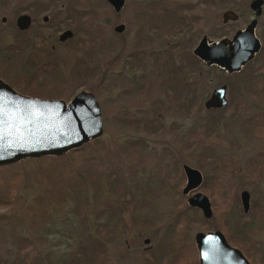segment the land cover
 Instances as JSON below:
<instances>
[{
  "label": "rangeland",
  "instance_id": "374dc122",
  "mask_svg": "<svg viewBox=\"0 0 264 264\" xmlns=\"http://www.w3.org/2000/svg\"><path fill=\"white\" fill-rule=\"evenodd\" d=\"M30 1L33 0H0V56L14 53L12 49L15 45L11 46L9 35L14 30L15 16ZM150 1L125 0L122 9L116 13L107 0L98 2L71 0V8L75 11L71 13L73 14L71 30L75 32V37L68 43V46L71 45V53L74 56L71 55L73 58L71 63L64 60L65 64L58 67V70L40 73L35 66L32 70L28 69L21 63V59L17 58L13 61L15 71H10L9 76L6 75L7 78H10L12 82L14 76H18L29 85L36 82L39 91L48 92L37 98L60 99L68 102L80 91L85 90L94 94L102 112L103 133L100 138L103 144L115 147L139 140L143 147L137 149V159L134 163L122 167L124 178L117 180L119 187L110 190L103 183L102 191L91 187L86 192L82 191L84 196L75 201L82 203L81 207L84 208L87 219L76 215L71 210L73 205L70 209L68 203L58 204L59 198L54 195L55 201L51 202L49 199L46 205H40L42 212L40 214L36 212L34 226L29 225L25 221L24 207L30 204L34 208L38 207L34 204L35 195L44 193V189L54 194V189L57 187L45 176L41 181L32 178L31 181L23 183L19 190L22 200L20 206L16 207L17 210L11 213L6 211L5 207H0V251L3 257H8L7 249L14 250L12 234L30 238L39 236L42 239L37 246L41 255H49L54 262L64 264L61 260L71 255L81 242H86L81 236L82 229L86 228L85 232H90L91 228L97 224L104 226L105 232L111 233L110 239L105 242L106 250L102 264H179L175 259L180 247L190 243L196 251L198 250L194 241L196 232L205 233L211 230L222 232L218 227L224 226L229 233H236L234 220L228 222L227 219H231V211L233 207H236L237 202L242 213V222L255 221L254 217H259L264 212L262 202L264 171L261 172L259 179H255L253 173L257 156L263 155L261 161H264V133L257 128L258 119H255L259 117V113L264 114V91L262 90L264 86L260 87L258 83L253 82V80L264 82L262 81L264 78V72L262 73L264 71V4L255 28L257 37L263 42L262 51L248 70L251 75L246 84L247 88L245 86L244 89L238 90L239 86L238 89H227L228 108L222 110L220 114L213 112L210 114L211 109H206L204 102L212 90L228 78L225 72L223 73L215 66L200 64L198 67H187L188 71H193L188 75V79L198 80L195 91L196 100L192 103L191 110L187 109V98L182 91L174 94L172 90L171 95L175 96L172 97L170 104L167 103L169 95L165 86L171 82L177 85L179 79L174 77L177 71H173L174 76L166 72L163 74V87L158 84L159 80L151 74L152 72L130 71L125 67L124 61L135 49L136 40H141L143 43L149 42V46L148 44L144 46L146 52H149L151 48L157 50L165 46L163 36L159 33V25L153 23L150 16H142L144 5ZM176 1L186 5L182 8L186 12L183 13V22L180 27L184 28L190 37L191 50L204 35L212 41H218L223 37L230 38L235 31L244 29L254 17L249 7L250 0H231L233 2L231 9L238 13L239 18L226 23L222 21V13L227 9L222 8L219 0L216 5L204 3L202 0ZM58 2L65 3L66 0ZM2 17H6V21L2 22ZM117 22L125 25L119 35L123 36V39H119L113 30ZM179 22L181 23L180 20ZM185 25H188V28ZM106 42L111 43L112 50L109 53L112 54L105 53ZM117 42L124 44L123 51L119 50ZM62 51L67 54L68 49ZM116 53H119L117 59ZM105 64L113 71H104ZM172 68L174 70L178 67ZM12 69L14 70V67ZM246 69L244 71H247ZM6 73V71H0V76ZM253 74L257 75L253 76ZM239 105L246 116V121L239 114H235ZM211 116L217 117L218 125L222 122L221 127H218L221 142L206 147L195 140L196 143L194 141L190 147L194 134L203 128L204 121H208ZM149 119L155 120V130H151L142 122ZM137 120L140 122L137 127H134L132 122L135 123ZM183 164L197 168L202 173V183L196 190L208 196L213 212L210 218L203 217L199 209L186 208L188 195L182 194L186 183ZM229 174L232 177L231 183L229 179L221 180ZM120 186L126 189L119 191ZM244 189L250 194V206L247 212L243 211L240 201V193ZM136 196H143L148 200L150 197L155 198V211L165 209V211L170 210L171 213L188 212L187 217H183L186 223L194 218V226L191 229L185 226L184 232L178 236L174 234L169 237L168 240L174 246L169 248L170 254L166 255V253L163 256L158 251V243L162 242L163 238L160 233H164L161 228L164 226L163 223L169 220L159 217L155 226L151 225L141 233L132 230V225L127 227V224H122V212L139 210L141 202L135 201L134 205L128 203ZM177 197L180 199L178 204ZM72 199L68 198L70 204L73 203ZM111 203L114 208L111 207ZM46 210H48L47 213ZM97 211H102L99 221L96 220ZM254 225L256 239L264 241V220L255 222ZM122 227L124 230L121 233ZM94 231L92 229V232ZM176 236L178 239L175 238ZM145 238H150L149 244L144 243ZM126 244L130 246V249L126 247ZM146 247H152L149 254L147 251L144 252ZM196 254L198 260V251ZM180 264L189 263L180 262Z\"/></svg>",
  "mask_w": 264,
  "mask_h": 264
},
{
  "label": "trees",
  "instance_id": "16d2710c",
  "mask_svg": "<svg viewBox=\"0 0 264 264\" xmlns=\"http://www.w3.org/2000/svg\"><path fill=\"white\" fill-rule=\"evenodd\" d=\"M81 1L88 2V0ZM98 1L99 0H96V2ZM219 3L221 4V6H223L222 8L231 9V5L233 2L231 0H219ZM185 26L188 28V25ZM187 37L188 38L186 39L185 46L186 52H184L180 56H177V61L175 60L176 58L174 56L171 57V68L173 66L184 68L191 66H200L201 61L192 53L190 37L188 35ZM15 50V48L12 49L13 52ZM39 72L41 73L45 71ZM191 72L193 71H177L175 75L174 72L171 71L170 75H175L174 77H177L179 80L177 81V85H175L174 82H171L166 88L168 94H173L172 90H174L175 92V88H178L179 91L181 90L182 92H184L188 102V110L192 109V103L196 100L195 91L197 90L198 84V81H192L188 79V75ZM263 72L264 71H262V73ZM183 73L186 74V77H184ZM256 75L257 74H253V76ZM225 76L228 78H225L223 82L226 84L228 90H233V88L238 89L239 86L240 89L238 90H241L242 88L244 89L248 82L244 70L233 72L232 74L225 73ZM262 81H264V78L262 79ZM253 82L258 83L257 85H259L260 87L261 85L264 86V82L261 83L257 80H253ZM11 85L14 86L18 91L22 93H27L31 96L37 97L40 95H45L43 93H48L39 91L37 89L36 82H33L32 85H29L27 81L23 80L22 78H19L18 76H14V83L12 82ZM245 88H247V86ZM262 90L264 91L263 88ZM240 97H242V95ZM227 108L228 104L219 109H211L210 114L211 112L220 114L222 110H225ZM235 114H239V116H242L245 121L247 120L245 114L242 113L240 105L238 106V109H236ZM260 114L261 113H259V117H256L255 119H258L257 128L264 133V114ZM139 122L140 121L137 120L135 121V123H132L134 127H137ZM142 122H144L145 126L147 125V127H150L151 130L156 129L155 120L149 119L147 121ZM221 125L222 122L218 125L217 117H209L208 121H204L203 128L194 134V140L189 146L191 147L195 140L206 147L207 145L213 146L217 143H220L221 136L219 135L220 129L218 127H221ZM139 147H143V144L139 140L129 141L128 143L126 142L124 145H118L115 147L109 146L103 144L99 136L87 143H84L78 148L71 149L61 154L46 155L31 159H21L11 164L1 165L0 207H5L6 211H11V213L15 212L18 206H20V202L22 200L21 195L19 193L22 184L31 181L32 178H36L41 181L43 176H45V178L55 184L57 188L54 189V194L49 193L47 190L44 189V193H37L35 195L34 204L38 207L34 208L32 204L24 207L23 212L25 214V221L29 225L34 226V221L37 218L35 213L37 212L40 214L43 210L40 209V205H46L49 199L51 200V202H54V195L59 198L58 204L65 205L68 203L70 209L73 205V208L71 210L75 212L76 215L81 216L83 219H87L85 210L81 207L82 203L75 200L81 196H84L82 194V191L86 192L90 187L94 190L96 188H99V190L102 191L104 185L103 183H105L107 185V188L110 190H113V188L115 187H119L117 180H122L124 178V170L122 169V167L134 163V161L137 159L136 152H138L137 149ZM262 156L263 155L257 156V163L255 164L256 166H253V173L255 179H259L261 177V172L264 171V161H261ZM231 178V174H229L227 177H224L221 180L229 179L230 182ZM123 188L124 187L120 186L119 191H121V189ZM68 198H73V203L70 204ZM262 202L264 203V194H262ZM56 203L55 206H57ZM111 207L114 208V205L112 203ZM189 209L195 210L192 207H189ZM112 210L113 209L111 208V211ZM102 211H97L95 213L97 216V221H99ZM45 212L47 213L48 210H46ZM262 215H264V212H262ZM262 215L259 217H254L255 221L242 222V213L237 202L236 207H233L231 211V219H227L228 222L234 220V232L236 233H229L224 226L218 227L222 230L227 241L233 246L240 248V250L243 252V254L246 256V258L250 261L251 264H264V241H258L256 239L254 225L255 222L264 220L262 219ZM85 229H82L81 236L85 238L86 242H81L79 247L73 252H71V255L69 254L68 257H64V259L61 260V263L102 264L106 250L105 242L110 239L111 233L105 232L104 226H99L97 224H95L91 228L90 232H85ZM92 229H94L95 231L92 232ZM233 230L234 229L232 228V231ZM12 235L14 236L12 238L14 250L7 249L6 254L8 255V257L6 258L1 255L0 251V264H58L54 262L49 255H41L37 246V244L42 239L39 236L30 238L20 234ZM196 252L197 251L192 245H183L180 248L175 261H178L179 264L180 262H185L189 264H199ZM9 258H11L10 261Z\"/></svg>",
  "mask_w": 264,
  "mask_h": 264
},
{
  "label": "water",
  "instance_id": "95a60500",
  "mask_svg": "<svg viewBox=\"0 0 264 264\" xmlns=\"http://www.w3.org/2000/svg\"><path fill=\"white\" fill-rule=\"evenodd\" d=\"M116 12L125 0H107ZM264 0H250L249 7L254 17L244 29L235 31L230 38L209 40L204 35L193 48V54L207 64H215L228 73L238 72L243 65L260 50V40L255 33L257 18L262 13ZM238 13L227 9L222 21L238 20ZM22 16L18 18L21 25ZM116 32L124 29L123 24L115 26ZM69 35V34H67ZM228 104L226 84L216 86L205 100L206 109H219ZM103 133V119L100 104L94 94L80 91L66 102L60 99H46L19 93L0 80V166L21 159L61 154L82 146ZM186 178L182 192L188 194L197 189L203 180L197 168L183 164ZM244 212L250 206L247 190L240 193ZM189 205L201 210L205 218L213 214L207 195L200 191L188 198ZM195 241L200 264H251L243 252L232 246L220 230L197 232Z\"/></svg>",
  "mask_w": 264,
  "mask_h": 264
},
{
  "label": "flooded vegetation",
  "instance_id": "af4514ba",
  "mask_svg": "<svg viewBox=\"0 0 264 264\" xmlns=\"http://www.w3.org/2000/svg\"><path fill=\"white\" fill-rule=\"evenodd\" d=\"M58 1L60 0L30 1L25 5V7H23L22 11L15 16L14 30L10 33L9 39H11L10 41V44H12L11 46L13 47L15 45L16 50L14 51V53L0 56V71L7 72L6 74L2 75L3 77L0 76V80L3 81L9 87L14 88L11 85V83L14 81L11 82L10 78L8 79L6 75L9 76L10 71H15V66L13 65V61L17 60V58L21 59L22 61L21 63L24 66H26L28 69L32 70V68L35 66L36 68L39 69L38 71H56V69L58 70L61 66L65 64L64 60L69 61L71 63V59H73L71 58V55L73 56V54L71 53V45L68 46V43L71 42L72 39H74L75 37V32L71 30V23L73 22L72 20L73 14L71 13H74L75 11L71 8V0H66L65 3L62 2L59 3ZM202 1L204 3H212L215 5L218 4V0H202ZM205 5H209V4H205ZM185 6L183 4L177 3L176 0H151L150 2L144 5L145 9L143 10L142 16L144 15H147L148 17L150 16L151 20H153V23L159 25V29H160L159 33H161L163 36L162 38L164 39L163 42H165V46H161L157 50L151 48L152 50L149 49V52L148 51L146 52L144 46L147 44L149 46V42L143 43L141 40H136L134 42L135 49L131 51L130 53L131 56H129L130 55L129 54L127 59H125L124 61L126 68H129L130 71H149V73L152 72L151 74L158 78L159 80L158 84H160L163 87H164L163 74H165V72L166 74H169L171 71H182V72L188 71L187 68L184 67H178L175 68L174 70L173 68L170 67V59L172 56H174L177 59V56H180L184 52H186L185 46H186V39L188 37L186 35L185 29L180 27L182 26V22H183V16H184L183 13L186 12L182 8H184ZM21 16L23 18L21 20V25L24 28H20L18 26V18ZM179 20L181 21V23L179 22ZM4 21H6V17H2V22ZM118 24H123V23L117 22L116 25ZM116 25L113 26L114 32H116L114 29ZM122 31L116 32L119 39L120 38L123 39V36H119L122 33ZM153 31L156 30L153 29ZM260 44H261L260 50L257 53H255L253 58L249 60L245 65H243L239 70L241 71L247 68L246 69L247 71H245L247 80H249L251 75L250 72H248V70L251 69L250 68L251 65L256 61L257 56L262 49L263 42L261 40H260ZM117 47H119V50L123 51L124 44L122 42L121 43L117 42ZM66 48L68 49L67 54L62 51ZM193 48H192V53H193ZM105 50H106L105 53L112 54L109 53V51L112 50L110 42L105 43ZM118 54L119 53H116L115 55L116 59L118 58ZM200 61L202 65L215 66L220 71L228 73L215 64L209 65L203 62L202 60ZM12 67H14V70L12 69ZM104 71H113V70L111 69V67L105 64ZM199 71H203V70H199ZM183 75L184 77H186V74L183 73ZM201 75L202 73L200 74V76ZM165 87H168L167 84ZM177 92H179L178 89L175 90L174 94H177ZM168 95L169 96L167 99V103L169 102L171 103V101L173 100L172 97L175 95H171V94ZM226 97H227V86H226ZM70 100H68V102ZM195 192H197L196 189L191 190L188 194H183L182 192L183 195H188V197L186 198V203H187L186 208L192 207L193 209H198L196 207L189 205L188 203V198L191 196V194ZM177 198L178 199L176 203L178 204L180 202L179 201L180 199L179 197ZM154 200L155 198L153 197H150V200L146 199L143 196L134 197L133 201H129L128 203L134 205L133 202L135 201L136 203L141 202V205H139L138 207L139 210L132 211L133 213L129 210L122 212L123 214L122 224H127V227L132 225L131 228L132 230H137L138 233H141L151 225L155 226L159 217H162L164 220H169L167 221V223H163L164 226H162L161 230H163L164 233H160L161 238L162 237L163 238L161 239L162 242L158 243L159 244L158 251L161 252V255L164 256L166 253H167L166 255L170 254L169 251L170 247L171 248L174 247L173 243L168 240L169 237L174 234L175 235L177 234L178 236V234L184 232L183 228H185V226L190 227L191 229V227L194 226V221H193L194 218L189 219L188 222L186 223L185 221L186 219H184L183 217L186 218L188 212L180 214L178 211H175L174 213H171L170 210L165 211V209L155 211L156 209L154 206ZM199 211L201 215H203L200 209ZM124 218H126L128 221H126ZM128 222L130 223L128 224ZM122 230H124V227H122L121 233ZM196 233L194 234V241H195ZM177 236L175 237L176 239H178ZM144 243L149 244L150 238H145ZM126 247L130 249V246L128 244H126ZM146 248H144V252L147 251L148 253L152 247H146ZM198 262H199V254H198ZM127 264H133V263H127Z\"/></svg>",
  "mask_w": 264,
  "mask_h": 264
}]
</instances>
